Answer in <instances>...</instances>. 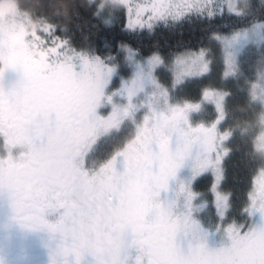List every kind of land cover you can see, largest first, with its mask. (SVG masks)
<instances>
[{
	"label": "snow or ice",
	"instance_id": "obj_1",
	"mask_svg": "<svg viewBox=\"0 0 264 264\" xmlns=\"http://www.w3.org/2000/svg\"><path fill=\"white\" fill-rule=\"evenodd\" d=\"M92 15L115 48L44 16L0 26V231L46 232L48 264H264V0ZM185 27L195 49L146 42ZM236 155L247 179L226 188Z\"/></svg>",
	"mask_w": 264,
	"mask_h": 264
},
{
	"label": "trees",
	"instance_id": "obj_2",
	"mask_svg": "<svg viewBox=\"0 0 264 264\" xmlns=\"http://www.w3.org/2000/svg\"><path fill=\"white\" fill-rule=\"evenodd\" d=\"M13 1L16 8L19 7L18 13L31 14L35 17L44 16L51 20V22L67 27L69 33L72 35L75 42H79L82 37L90 36L92 39L100 43L101 40L107 37L113 48H115L117 41L120 39L118 29H107L103 24L92 15L95 11V4L88 7L89 0H8ZM95 26V27H94ZM57 35H60L57 31ZM203 34L198 30L193 33L187 27L183 30L177 29L169 31L167 29H160L158 32L147 39V43H158L161 50L167 52L169 50L178 51L183 50L185 46L195 49L200 44V37ZM191 87V86H190ZM192 98H195V89H192ZM241 106H233L232 115L229 117V122L239 123L243 126V121L248 118L241 110ZM228 170V181L226 188L242 187L238 183V178L243 177L247 179V174L244 171L239 156H233L226 161Z\"/></svg>",
	"mask_w": 264,
	"mask_h": 264
},
{
	"label": "flooded vegetation",
	"instance_id": "obj_3",
	"mask_svg": "<svg viewBox=\"0 0 264 264\" xmlns=\"http://www.w3.org/2000/svg\"><path fill=\"white\" fill-rule=\"evenodd\" d=\"M11 78L12 75L6 82ZM32 187L31 182H26L24 190H31ZM48 243V235L43 231L33 234L19 229L11 233L0 231V248L5 253H11L8 258L12 264H48Z\"/></svg>",
	"mask_w": 264,
	"mask_h": 264
},
{
	"label": "rangeland",
	"instance_id": "obj_4",
	"mask_svg": "<svg viewBox=\"0 0 264 264\" xmlns=\"http://www.w3.org/2000/svg\"><path fill=\"white\" fill-rule=\"evenodd\" d=\"M98 3H100V0H98ZM23 19L24 15L18 13L13 1L0 0V26L7 28L12 24L23 21ZM27 26L31 27L32 25L29 24ZM5 75L7 81L10 78L11 71L9 70ZM210 111L211 110L209 109V112Z\"/></svg>",
	"mask_w": 264,
	"mask_h": 264
}]
</instances>
